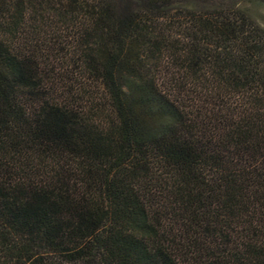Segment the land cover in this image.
I'll list each match as a JSON object with an SVG mask.
<instances>
[{"label": "trees", "instance_id": "1", "mask_svg": "<svg viewBox=\"0 0 264 264\" xmlns=\"http://www.w3.org/2000/svg\"><path fill=\"white\" fill-rule=\"evenodd\" d=\"M196 1L0 0V264H264V30Z\"/></svg>", "mask_w": 264, "mask_h": 264}, {"label": "rangeland", "instance_id": "2", "mask_svg": "<svg viewBox=\"0 0 264 264\" xmlns=\"http://www.w3.org/2000/svg\"><path fill=\"white\" fill-rule=\"evenodd\" d=\"M176 7L186 8L190 10L199 9H218V8H235L243 13H245L251 21H253L257 26L264 30V4L258 0H206V1H196L194 3L180 4ZM42 32H44V38L48 39L47 36L55 35L52 30L60 29L62 33L63 27L58 23L52 24V29L49 27H41Z\"/></svg>", "mask_w": 264, "mask_h": 264}]
</instances>
